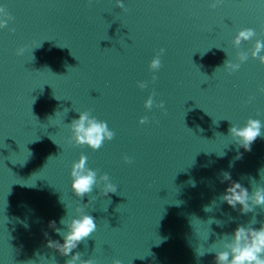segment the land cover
I'll return each instance as SVG.
<instances>
[{"label": "water", "instance_id": "water-1", "mask_svg": "<svg viewBox=\"0 0 264 264\" xmlns=\"http://www.w3.org/2000/svg\"><path fill=\"white\" fill-rule=\"evenodd\" d=\"M121 2L0 0L13 17L0 28V264H65L70 256L47 247L63 243L49 224L63 228L90 199L97 229L74 253L95 264H214V253L197 252L264 221V207L242 215L219 199L231 183L223 172L249 193L264 187V136L245 151L229 134L249 118L264 124V65L250 55L264 41V0ZM244 28L257 35L236 49ZM237 51L249 58L228 73ZM84 111L115 133L99 150L69 142ZM82 154L116 193L101 195V184L75 196L70 173Z\"/></svg>", "mask_w": 264, "mask_h": 264}, {"label": "clouds", "instance_id": "clouds-1", "mask_svg": "<svg viewBox=\"0 0 264 264\" xmlns=\"http://www.w3.org/2000/svg\"><path fill=\"white\" fill-rule=\"evenodd\" d=\"M221 0H214L210 5L216 8ZM117 7L124 9V4L121 0H117ZM13 17L8 13L4 6H0V28L8 27L9 22ZM10 31H15L10 29ZM256 32L252 28H244L239 30L232 40L234 48L239 49L243 42L252 40L256 37ZM25 47L17 49L16 54L23 55ZM165 49L161 48L159 53L155 55L149 63V69L156 72L161 68V56L164 54ZM264 41L256 39L253 47L250 50V55L254 59H258L261 65H264ZM249 53L244 51H237L236 62L232 60H225L223 68L228 73L239 70L242 63L247 61ZM152 80H156L153 75ZM139 88L144 89L148 86V82H139ZM264 93V88L260 89ZM155 93L149 95L144 103V107L151 110L154 106ZM155 107L164 109V103L161 101L155 104ZM148 122V117H141L139 123L141 125ZM71 129L70 143L78 146L87 145L93 150H99L104 142L111 141L115 133L109 129L107 122L96 119L91 116L90 112L84 111L79 113V118L72 120L69 125ZM264 124L259 119L249 118L243 127L233 125L229 128V134L233 140L245 151L251 150V144L261 136ZM239 158V157H238ZM126 163H131V160L125 156ZM71 189L76 197L83 199L86 194L92 193L95 186L103 185L101 195H108L109 193H116L117 187L110 182V177L107 174L97 177V171L90 169L87 166V156L81 155L77 162H74L71 167ZM231 181L226 187L224 193L220 196L222 202H226L230 207L236 209L239 205V211L242 215L254 212L257 207H264V187L257 186L255 190L249 193L248 189L243 187L239 182L232 181L229 172L222 173L221 182ZM92 203L90 199L88 204L83 207L77 206L76 212L79 214L77 217L65 220L62 218L60 224L63 228L56 227V222L51 221L49 226L60 235L63 243L56 240L49 239L47 247L55 249L62 256H70L65 264H95L91 258H82V253L75 252L74 249L78 245L91 236L97 229L95 218L85 212V208ZM207 212L211 211L210 207H205ZM255 217L247 224H238L231 234H225L220 238L219 249L215 247L206 252H197L198 256H203L205 253H214V264H264V221L260 222V227L255 228L252 225L256 224ZM222 224V223H217ZM47 235V234H46ZM215 244V243H214ZM113 264H121V261L113 260Z\"/></svg>", "mask_w": 264, "mask_h": 264}]
</instances>
